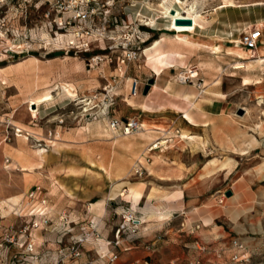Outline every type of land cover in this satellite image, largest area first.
Masks as SVG:
<instances>
[{
	"label": "rangeland",
	"instance_id": "374dc122",
	"mask_svg": "<svg viewBox=\"0 0 264 264\" xmlns=\"http://www.w3.org/2000/svg\"><path fill=\"white\" fill-rule=\"evenodd\" d=\"M218 1L0 0L3 252L30 242L31 230L51 228L64 236L66 244L71 237L86 240L84 263L107 264L112 254L114 264H129L133 255L134 264H177L176 259L187 255L184 244L203 240L221 264H264V61L255 63L261 60L258 52L264 45L249 52L226 41V48L217 54L201 46L195 63L173 72L176 84V73L197 72L194 83H201L205 93L195 113L211 114L212 119L196 123L207 127H182V131L171 127L165 132L140 127L131 134L141 149L132 154L124 181L142 183L162 195L184 192L188 204L203 205L208 216L223 214L227 208L232 217H220L212 224L223 227L225 237L168 232L182 220L158 223L163 217L144 215L145 202L133 207L123 192L106 201L102 217L84 213L85 204L70 191L87 192L92 178L99 179L101 194L107 190L102 169L99 173L87 170L80 147L96 143L101 152L108 145L112 150L117 140L131 136L112 131L109 122L127 120L123 118L130 108L128 101L132 104L135 81L136 95L144 96L139 84L152 75L145 50L163 41L160 53L193 48L176 35L187 36L189 43L199 41L183 30L208 32L201 14L204 6ZM231 2L243 6L247 27L251 19L264 18V0L225 4L233 6ZM175 17H195L196 21L176 26ZM236 52L247 61H240ZM238 64L245 67L236 69ZM245 79L250 85H243ZM116 149L118 158L120 152L122 159L131 156L123 148ZM32 193L34 198H30ZM157 202L147 209H160ZM200 224L195 221L192 227ZM196 262L201 264L199 260L188 264Z\"/></svg>",
	"mask_w": 264,
	"mask_h": 264
},
{
	"label": "crops",
	"instance_id": "0c3cea01",
	"mask_svg": "<svg viewBox=\"0 0 264 264\" xmlns=\"http://www.w3.org/2000/svg\"><path fill=\"white\" fill-rule=\"evenodd\" d=\"M228 1L229 0H220L216 5L210 6L211 4H209V6H204V13L201 15L208 32L202 33L195 28L183 30L188 34L197 36V40L199 41L189 43L187 36L181 37L179 34L176 35L177 40L183 43L193 44V48L181 47L180 49L163 50V52L160 53L161 44L163 45L164 43L163 41V43H157L155 46L145 50L146 56H148V58L150 57L149 61L152 66V75L148 77V80L153 79L154 84L151 86L146 97L141 96L140 98L134 95L131 99L132 104H129L130 102L128 101L130 108L125 112L127 118L123 119H132L138 122L143 131L155 130L165 132L166 129L171 127L182 131V127H186L188 130H194L197 127H207L205 124L203 127L202 122L197 124L196 121H211V114L205 115V113H195V110L201 105V97L205 93V87L202 86L201 83L179 85L172 81V76L174 74L173 72H176V70L184 69L189 64L196 62V57L200 54L199 51L201 46L217 54L220 49L226 48V45L223 44L226 41L237 47L239 45L237 42L239 41L236 40L235 37L238 36V39L240 38L241 33H243L241 30L259 28L262 30V33L264 32V25H262L264 23V18L251 19V21H249L250 26L247 27L245 24H248V22L245 21L241 14V12L244 11V8H242L243 6L236 5L237 3L234 5L233 2H231L233 6H228L225 4ZM250 9L254 10L252 6ZM193 20H195V17L191 19V21ZM244 26L245 28H243ZM175 31L177 30L175 29ZM162 39L163 38H160L159 40ZM212 42L220 43L213 44ZM260 44L264 45L263 42H260ZM258 53L259 58L264 57V48H261ZM236 55L240 61H243L242 59L244 58L239 52H236ZM189 134L190 131H188V135ZM183 138L185 139L186 136H183ZM135 141L137 140L131 135L129 137H122L115 143L121 150L124 149L131 154L127 159H124L125 157L123 159L121 158L122 156L120 154L123 152L119 153V158L115 156L118 151L116 146L111 150V146L108 145L102 152L100 151V146L96 143H92L88 145V147H80L82 149L81 155L86 163L85 168L92 171L96 170L98 173L102 169L108 184L107 190L102 194L99 190L98 178H92L91 189L86 190L87 192H75L70 190L72 191L71 193L76 196L77 201L88 206L87 210H85V206L83 205L82 212L85 213V211H90L94 213V215L102 217L106 212V201L116 199L118 195H121L123 192L126 199L129 200L133 207H138L141 202H145L146 208L143 209V212L142 208H140V211L144 213V215L151 214L153 217H163L162 220H156L158 223L182 220L183 223H181L180 226L172 225V229L168 232L185 233L187 236L194 233V237L202 235L203 238L206 239L225 237L223 227L217 225L212 227V224L220 217H226L227 219L232 217L231 212H229L227 208L223 210V214L217 212V214L213 216H208L203 205L195 208L191 207L187 202L184 192H169L166 195H162L159 194L160 192H152L149 187H144L142 183H129L124 181L133 162L132 154L137 153L141 149V147H137ZM78 168L81 169L83 167ZM65 201L66 203H72L70 200ZM153 201H158L157 204L160 209L155 211L147 209L151 206ZM195 221L201 224L197 225L194 229L192 224ZM162 226L164 227L163 224ZM196 228L199 231H196ZM180 237L181 236H178L179 239H181ZM63 238V235L58 236L53 233L51 228H39L31 230L28 239H31V241L35 243L39 252H50L53 254L54 249L57 247V242L61 239L63 240ZM184 240L185 238H183V241ZM183 241L179 240L178 243L183 244ZM183 247H186L187 255L183 253L181 257L176 259L175 261H177V264H188L194 260H199L201 264H221V260H218L214 254L210 253L212 248L205 244L203 240L184 244ZM130 258L129 264L137 262L135 255ZM84 261V258H80L75 264H81L84 263Z\"/></svg>",
	"mask_w": 264,
	"mask_h": 264
},
{
	"label": "built area",
	"instance_id": "2783aa9c",
	"mask_svg": "<svg viewBox=\"0 0 264 264\" xmlns=\"http://www.w3.org/2000/svg\"><path fill=\"white\" fill-rule=\"evenodd\" d=\"M261 31L258 28H252L245 30L239 38V45L249 52H253L260 45ZM198 74L193 69L180 71L175 74V81L181 85L193 84L198 78ZM148 80L144 84H139V87H144ZM138 91V82H134L133 95H136ZM109 128L112 131H120L122 135L129 136L135 131L140 129L138 122L127 119L119 120L112 119L109 122ZM35 193L30 195V198H34ZM96 232H93L94 234ZM86 240L82 238L71 237L66 243L63 240L57 242V247L54 253L39 252L34 242L30 241L27 244H16V246H9V250L2 251L3 244L0 243V263L2 264H75L82 256V245ZM116 259L115 255H110L107 260V264H114ZM237 260V257H235ZM241 260V258L239 259ZM237 260V261H239ZM81 264H95L93 261L81 263ZM195 264H199L196 262Z\"/></svg>",
	"mask_w": 264,
	"mask_h": 264
},
{
	"label": "water",
	"instance_id": "95a60500",
	"mask_svg": "<svg viewBox=\"0 0 264 264\" xmlns=\"http://www.w3.org/2000/svg\"><path fill=\"white\" fill-rule=\"evenodd\" d=\"M170 13H171L172 15H174L175 12H174L173 10H171ZM174 23H175L176 26H190V25H192V21L189 20V19H176V20L174 21ZM153 84H154V80H153V79H149V80L147 81L146 85H145L144 88H143V92H142V94H143L144 96H146V95L148 94V92H149L151 86H153ZM230 195H231L230 192L226 194V196H228V197H229Z\"/></svg>",
	"mask_w": 264,
	"mask_h": 264
},
{
	"label": "bare ground",
	"instance_id": "6f19581e",
	"mask_svg": "<svg viewBox=\"0 0 264 264\" xmlns=\"http://www.w3.org/2000/svg\"><path fill=\"white\" fill-rule=\"evenodd\" d=\"M189 13H191V12H189ZM176 19H180L179 17H175V20ZM148 25V24H147ZM150 25V24H149ZM259 29V28H258ZM260 31H261V36H262V30L261 29H259ZM264 57H261L260 59L261 60H258V61H256L255 63H257V64H261L264 60H262ZM242 60H244V59H242ZM254 60V59H253ZM244 61H247L246 59L244 60ZM245 67V65L244 64H238V66H237V68L236 69H242V68H244ZM244 84L245 85H248L249 84V80L248 79H245L244 80ZM42 102V101H41ZM41 104V103H40ZM32 106H37L38 107V104H33ZM36 109V108H35ZM32 110H34L33 108H32ZM37 110V109H36ZM158 140H160V139H158ZM166 143V141H163V142H159V143H156V144H154V146H153V148L151 149V150H155V149H157L158 148V144H165ZM40 152L42 153V154H44V153H46V151L44 150V149H42V150H40Z\"/></svg>",
	"mask_w": 264,
	"mask_h": 264
}]
</instances>
